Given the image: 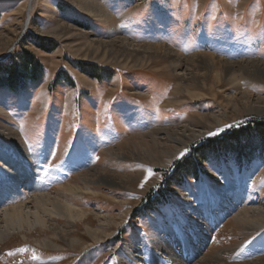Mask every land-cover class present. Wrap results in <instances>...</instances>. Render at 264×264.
I'll return each instance as SVG.
<instances>
[{
  "label": "rangeland",
  "instance_id": "374dc122",
  "mask_svg": "<svg viewBox=\"0 0 264 264\" xmlns=\"http://www.w3.org/2000/svg\"><path fill=\"white\" fill-rule=\"evenodd\" d=\"M85 2L104 6L137 43H166L186 55L205 52L229 61L264 60V0ZM115 30L73 0H0V123L14 127L26 142L42 193L53 197L58 186L69 182L83 186L74 177L90 168L123 181L92 186L95 195L73 196L87 211L91 230L103 232L99 241L78 221L69 228V238L86 244L84 249L49 233L15 232L0 245V264H118L131 249L141 247L143 264H166L150 241L178 229L174 218L183 212L179 202L189 198L206 208L203 216L212 222L202 254L212 258L230 250L222 257L239 264L264 258V229L240 236L242 229L234 222L243 206L264 207V113L233 109V96L245 86L225 82L215 87L216 94L204 90L205 96L194 100L181 94L184 102L171 103L178 81L168 73V60L152 58L140 67L121 55ZM91 35L103 42L100 51L109 49L104 60L84 56ZM9 68L20 73L10 87L2 83ZM243 79L253 96L264 100V79ZM183 125L197 136L180 150L168 142L161 146L166 154L153 161L131 156L113 161L104 153L153 129ZM0 144L17 152L3 135ZM133 146L129 142L123 151L129 153ZM199 149L204 151L197 153ZM235 187L240 189L237 208L223 203L225 211L218 209L217 219L207 196L221 200L220 194ZM20 194L31 199L30 193ZM96 214L110 215L114 222L105 226ZM54 222L64 226L62 220ZM40 238L53 239L61 248L43 249L35 243Z\"/></svg>",
  "mask_w": 264,
  "mask_h": 264
},
{
  "label": "bare ground",
  "instance_id": "6f19581e",
  "mask_svg": "<svg viewBox=\"0 0 264 264\" xmlns=\"http://www.w3.org/2000/svg\"><path fill=\"white\" fill-rule=\"evenodd\" d=\"M73 2L91 13L92 16L102 19L105 23L108 22L114 25L116 27L114 41L119 46L121 55L126 56L130 60L140 62V67L147 63L149 64L152 58H160V60L166 58L168 60L170 64L168 66L170 67L168 73H173L175 76L174 80L177 79L178 81V83L173 84V92L176 93L174 96H177V98L171 100V103L181 104L184 102V100L179 98L181 94L187 97L186 100L203 98L205 96L202 93L204 90H209L212 94H216L215 87L225 82L235 85L237 88L239 87L238 84L245 86V91L242 94L233 96L234 101L230 103L233 109L249 114L264 113V100L253 96V91L249 87V81L243 79L244 75L264 79V60L229 61L205 52L186 55L172 49L166 43H137L132 38L133 36L130 31L121 27V25H116L118 22H115L107 9L98 2H91V6L85 4V0H73ZM53 33L59 35L57 31ZM86 42L88 46L86 48L88 50L84 56L90 54L92 59H96L99 56L102 60L106 58L109 49L99 50L103 44L101 39L91 35V40H86ZM121 62L124 63L125 61L121 60ZM243 99H247V104L244 103ZM0 112H4L2 108H0ZM216 123L218 125L220 122L216 119ZM188 127L183 125L180 127L167 126L156 128L145 135L124 141L115 148L106 149L104 153L108 159H113V161H124L127 157L129 159L130 156L135 159H144L147 157L153 161L159 153L166 154V151H161V148L170 141L174 142L175 146L176 144L180 145L178 147L179 150L180 148H185L188 142L197 136L194 134L195 131ZM0 135L5 136L17 150L15 152L11 147L0 144V167L3 168L0 169V172H4L7 176L13 178L4 186L0 187V245L7 237L15 232L26 233L29 236H43V234L49 233L55 240L66 243L69 246L78 244L82 249L86 248L87 245L80 244V241L76 238H69V228H71L74 222L78 221L80 225L88 226L89 221L88 216L86 217L87 211L80 208L78 205L79 200L74 199L73 196L84 197L89 194L95 195L94 193L96 192L92 186L99 187L100 185L113 186L121 184L123 182L122 178L116 179L114 175L109 176L102 169L90 168L89 170L76 174V177H74L83 186H76L69 182L66 185L58 186L57 193L53 197H50V194L42 193V186L39 185L35 176V158L29 153L27 144L20 134L14 127L0 123ZM129 142L136 146H133V149L128 147L129 153H126L123 151V148ZM141 156L144 157L142 158ZM171 156L169 155L166 161L170 160ZM19 188H23L24 190L22 191L24 193H30L31 199L22 196L20 193L23 192H19ZM180 195L184 196L182 193ZM220 196L221 200H218L216 195L215 197L207 196L208 199L206 200L211 207L210 209L213 210V213L215 212L213 215L217 219L219 213L217 210L225 211L226 207H223L224 204L226 206L232 204L233 208H237L240 189L237 187L227 189L224 195L220 194ZM225 199L227 200L224 201ZM76 203L78 204L76 205ZM178 207L182 208L181 210L183 211L181 214L178 213L174 218L179 223L178 229L172 232H165L160 237L161 239L150 241L154 252L166 264H239L229 263L224 259L225 257L222 254L225 253L227 255L230 253V250L224 249L223 251H218L212 258L205 256L200 251L201 244L212 233L211 220L204 217L205 215L203 216V211L206 208L203 209L198 201H192L191 198L185 199L182 202L180 201ZM96 218L105 226H110L114 222V217L106 214H96ZM55 219L62 220L64 226H60V224L54 222ZM234 222L242 229L240 236H245L254 230H262L264 229V207L243 206L239 214L235 216ZM187 230L188 232H186ZM86 231L94 242L99 241L100 234H103L101 230H91L90 226L86 228ZM155 234L151 236L153 237ZM105 236L107 237L108 234ZM35 243L43 249L50 251L61 248L59 243L49 238H40ZM141 248L131 249L130 252L126 253V260L121 259L120 263L118 261V264H143L141 254L144 252L141 253ZM150 264H157V262L153 260ZM158 264L163 263L160 261ZM242 264H264V258H258Z\"/></svg>",
  "mask_w": 264,
  "mask_h": 264
},
{
  "label": "trees",
  "instance_id": "16d2710c",
  "mask_svg": "<svg viewBox=\"0 0 264 264\" xmlns=\"http://www.w3.org/2000/svg\"><path fill=\"white\" fill-rule=\"evenodd\" d=\"M26 62V63H25ZM27 66H28V61H24V64H23V68L26 70L27 69ZM23 69V70H24ZM6 73H7V77L5 78V79H3L2 80V83H4V86H11V82H12V80H14V78L16 77V76H18V75H20V73L18 72L17 74H16V71H14V70H12L11 68H9L7 71H6ZM30 77V76H29ZM32 78V77H31ZM202 151H204V149H199L198 151H197V153L198 152H202ZM194 154H196V152L194 151L193 152V155ZM170 178H172V177H170ZM169 184V181L167 182V185Z\"/></svg>",
  "mask_w": 264,
  "mask_h": 264
},
{
  "label": "snow or ice",
  "instance_id": "6c2138e0",
  "mask_svg": "<svg viewBox=\"0 0 264 264\" xmlns=\"http://www.w3.org/2000/svg\"><path fill=\"white\" fill-rule=\"evenodd\" d=\"M211 135V134H210ZM185 153H182L181 156H183ZM0 169H3L2 167H0ZM149 171H151L149 169ZM11 179H13L12 177L7 176L6 173L4 172H0V187L4 186L6 183H8ZM141 187H143V184L140 185Z\"/></svg>",
  "mask_w": 264,
  "mask_h": 264
}]
</instances>
